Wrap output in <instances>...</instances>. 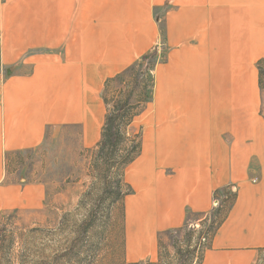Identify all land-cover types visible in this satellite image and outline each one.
Wrapping results in <instances>:
<instances>
[{"label": "crops", "instance_id": "0c3cea01", "mask_svg": "<svg viewBox=\"0 0 264 264\" xmlns=\"http://www.w3.org/2000/svg\"><path fill=\"white\" fill-rule=\"evenodd\" d=\"M151 54L149 99L130 126L141 153L125 171L127 259H152L158 236L230 191L201 264H254L264 248V0H0V219L47 198L48 182L18 157L64 134L92 151L106 85L137 79Z\"/></svg>", "mask_w": 264, "mask_h": 264}, {"label": "rangeland", "instance_id": "374dc122", "mask_svg": "<svg viewBox=\"0 0 264 264\" xmlns=\"http://www.w3.org/2000/svg\"><path fill=\"white\" fill-rule=\"evenodd\" d=\"M153 56L149 60L151 70ZM258 67L263 72L261 88ZM257 70L264 119V61L258 63ZM136 76L129 73L116 77L104 89L106 117L129 101V114L121 125L124 138L116 158L141 143L140 132L130 126L143 109L141 103L149 99L152 79L148 76L138 85L140 78ZM62 137L65 140L56 137L18 157V163L41 176L43 183L48 182L47 198L31 214L14 212L1 217L0 264H199L217 223L224 217L221 203L228 196L217 199L211 212L188 221L179 233L158 236L157 253L152 259L128 260L125 198L134 194L126 182L128 166L113 164L105 176L107 166L97 159L98 150L79 151L72 137ZM113 183H118L120 196H116ZM254 264H264V248Z\"/></svg>", "mask_w": 264, "mask_h": 264}, {"label": "trees", "instance_id": "16d2710c", "mask_svg": "<svg viewBox=\"0 0 264 264\" xmlns=\"http://www.w3.org/2000/svg\"><path fill=\"white\" fill-rule=\"evenodd\" d=\"M151 59H152V55L145 56L142 59V63H141L140 70L138 73V77L140 79L143 77L144 72H146L148 69H150V67H151L150 62L151 61H149V60H151ZM258 70H259V85L261 88L260 83H261V77L263 76V72H262V70H260L259 67H258ZM128 102L129 101H125V104L121 110H114L110 114L107 115L105 122H104V126L102 128L101 139L95 147V150L96 151L98 150L97 155H96L97 159L104 161V164L107 166V171H106L105 176H107L110 173V170L113 169L112 168L113 164H115L114 167H119V166L127 167L132 162H134V160L140 155V152H141V143L137 142V143L133 144V146L130 148L129 152H127V154L125 156H120V157L116 158L118 153L121 150V143H122V140L124 138L123 132L121 130V125H122V122L125 120V117L127 116V114H129L128 105H127ZM129 123L130 122L127 123L125 128H127ZM105 179H107V177H105ZM113 188H114V191L116 192V196H120V189H119L118 183L117 184L113 183ZM223 192L226 196L229 197L228 200H224L221 203V205L223 206V208H222L223 210H222L221 214H222V216L224 215V217H225L226 213L228 212L230 206L232 205V203L235 199V195L227 194L225 191H223ZM214 197H215V200L219 199V196L217 193H215ZM224 217H222L221 221H219L217 223L216 230L219 227V225L221 224ZM186 225H187V222L184 224L183 227L176 229V230H172L168 233H170L172 235L177 234L183 228H185ZM165 234H167V233H165ZM207 247H208V245L204 248V250ZM201 261H202V258L200 259L199 264H201Z\"/></svg>", "mask_w": 264, "mask_h": 264}, {"label": "built area", "instance_id": "2783aa9c", "mask_svg": "<svg viewBox=\"0 0 264 264\" xmlns=\"http://www.w3.org/2000/svg\"><path fill=\"white\" fill-rule=\"evenodd\" d=\"M217 203H218V200H216V202L214 203V206H216V205H217Z\"/></svg>", "mask_w": 264, "mask_h": 264}]
</instances>
